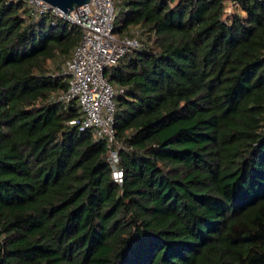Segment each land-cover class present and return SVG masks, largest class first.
<instances>
[{"label":"trees","instance_id":"16d2710c","mask_svg":"<svg viewBox=\"0 0 264 264\" xmlns=\"http://www.w3.org/2000/svg\"><path fill=\"white\" fill-rule=\"evenodd\" d=\"M115 6L122 183L57 99L80 26L0 0V264H264V0Z\"/></svg>","mask_w":264,"mask_h":264},{"label":"built area","instance_id":"2783aa9c","mask_svg":"<svg viewBox=\"0 0 264 264\" xmlns=\"http://www.w3.org/2000/svg\"><path fill=\"white\" fill-rule=\"evenodd\" d=\"M25 1L29 13L34 16L52 11L80 26L79 40L64 59L67 87L57 99L78 103L80 118L73 121L78 122L81 128L92 129L96 138L105 140L111 177L113 181L122 183L123 168L119 164V146L113 127L116 112L114 98L122 88L111 84L105 76V69L115 64L127 49L140 45L137 36L119 38L113 33L115 0H88L68 13L45 0Z\"/></svg>","mask_w":264,"mask_h":264},{"label":"water","instance_id":"95a60500","mask_svg":"<svg viewBox=\"0 0 264 264\" xmlns=\"http://www.w3.org/2000/svg\"><path fill=\"white\" fill-rule=\"evenodd\" d=\"M51 6H55L65 13L70 12L72 9L76 8L79 4L87 2L88 0H45Z\"/></svg>","mask_w":264,"mask_h":264},{"label":"rangeland","instance_id":"374dc122","mask_svg":"<svg viewBox=\"0 0 264 264\" xmlns=\"http://www.w3.org/2000/svg\"><path fill=\"white\" fill-rule=\"evenodd\" d=\"M232 10V5L231 3L227 2V5L225 7V11L226 12H230ZM49 65H50V69L53 70L54 72L56 70L62 71L64 70V59L63 61H53V60H49L48 61Z\"/></svg>","mask_w":264,"mask_h":264}]
</instances>
